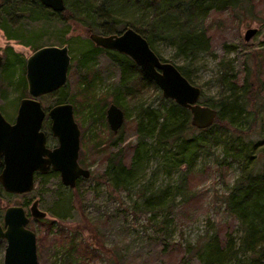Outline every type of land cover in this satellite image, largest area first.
I'll return each instance as SVG.
<instances>
[{"label": "rangeland", "instance_id": "rangeland-1", "mask_svg": "<svg viewBox=\"0 0 264 264\" xmlns=\"http://www.w3.org/2000/svg\"><path fill=\"white\" fill-rule=\"evenodd\" d=\"M64 3L66 10L57 19L30 23L27 27L31 31L26 34H31L32 43L38 48L47 45L68 47L71 60L66 85L58 90L60 94L42 95L38 100L47 110L57 103L58 95L63 97V102L73 99L70 103L80 128L79 160L81 166L90 171V176L78 179L74 188L64 186L58 174H51L36 176L34 188L29 193L10 194L2 189L0 221L7 206L22 205L27 212L33 200L39 201V207L47 216L41 220L31 219L28 227L39 239L40 264H201L196 248L192 247H197L212 232L219 231L238 244L239 224L226 211L223 196L239 175L241 161L228 156L229 164L219 166L215 159L223 155L222 143L211 148L201 147L190 170L183 166L170 168L164 164L161 152L151 151L143 169L126 188L115 189L103 179L106 157L110 153L122 150L126 163L131 157L137 140L138 105L161 111L166 99L158 88L137 82L135 86L139 91L122 100L124 122L114 136L105 111L113 103V88L120 76L119 66L110 55L118 54L100 52L94 60L95 104H86L90 94H81L79 87L84 70L79 68L77 59L90 45V32L115 33L127 27V23L139 25L137 19L144 12L128 8L115 18L101 13L92 15V20H85L79 18L87 8L81 2L64 0ZM240 6L213 12L206 18L210 49L199 51L192 61L177 54L172 45L162 42L153 45L156 53L184 68L192 83L202 89L201 103L214 104L229 94L219 81L223 71L221 61L228 63L240 80L247 77L250 67L252 71L248 80L253 84L258 83L254 73L264 72V68L261 69V62H264V0H243ZM249 28L256 29V32L246 41L244 35ZM33 44L8 39L0 28L2 68L7 65L12 69L10 78H6V71L0 69V111L10 122L15 118L23 87L21 67H24V75L25 59L35 50ZM259 78L262 79L261 74ZM256 93L257 98L249 104L246 114L254 121L251 124L241 121V124L244 133L247 127L250 129L247 139L261 141V147H264V89ZM27 96L26 87L23 97ZM49 125L46 116L42 129L47 134V146L53 147L56 140L50 135ZM226 130L231 129L221 130V138L228 133ZM185 175L188 176L187 182ZM162 191L166 195L160 205L151 206L146 202L150 193L156 195ZM71 243L76 248L65 250ZM4 247L5 242L0 241V264Z\"/></svg>", "mask_w": 264, "mask_h": 264}, {"label": "trees", "instance_id": "trees-1", "mask_svg": "<svg viewBox=\"0 0 264 264\" xmlns=\"http://www.w3.org/2000/svg\"><path fill=\"white\" fill-rule=\"evenodd\" d=\"M76 1L87 7L84 8L85 14L79 15V18L85 20H88L87 18L92 20V15L101 13L115 18L128 8H132L135 12H144V15L137 19L140 20L139 25L135 22L126 25L146 38L152 49L155 42L167 43L172 45L176 53L186 61L194 60L199 51L210 49V37L205 29L206 18L213 12L241 7L240 5L243 3V0ZM92 5L95 7L93 8ZM64 11L55 12L37 0H0V28L5 32L8 39H15L23 44L32 45L31 34H26L31 31V28L27 26L41 20L57 19V16H60ZM89 44L87 50L83 51L77 59L79 68L84 70L83 81L80 83L79 89L82 95L88 96L90 94L91 96V98L89 96V100L87 99L86 104H95L94 80L92 78L95 73L93 63L100 52L118 54L117 56L109 55L120 69L118 82L113 88V103L122 107V110H124L121 104L122 100L134 96L139 91V87L135 86L137 82L142 86L148 85L157 88L153 81L145 76L124 54L96 47L91 42ZM33 47L34 49L38 48L35 44ZM19 60L22 63L21 57ZM261 64L262 69L264 62ZM220 65L223 71L219 81L222 88L227 90L229 94L214 104L206 101L202 103L217 109V117L212 126L205 129L193 127L190 123L189 111L170 99L165 100L166 105L161 111L159 108L153 110L148 106L142 108L138 105L139 112L135 120L137 140L132 148L131 157L126 163L122 156V150L110 153L106 157L107 163L102 177L115 189L126 188L135 180L137 173L143 169L144 162L149 158L151 151L153 153L155 151L157 154L161 152L164 164L169 165L170 168L183 166L185 170H190L196 160L197 151L201 147L211 148L222 143L223 155L215 159L219 166L229 164L228 156L239 158L241 161L239 175L223 196L225 209L237 220L241 235L238 244H236L233 238L223 236L219 231L212 232L197 247L192 248H196L195 251L201 264H264V147H261L263 145L261 141L254 142L247 139L250 130L248 127L245 133L242 129L244 123L251 124L254 121V118L250 119L246 115L248 114L247 107L253 102V99L257 98L256 92L261 93L264 89H262L264 72L254 73L258 77V83L253 84L248 80V75L252 71L250 67L247 77L240 80L228 63L221 61ZM177 67L183 76L192 83L187 71L182 67ZM2 70L6 71V78L12 76V69L7 68V65ZM21 70L20 82H22L23 87L18 97L19 100L26 90L23 75L24 67H21ZM260 74L262 79L259 78ZM57 92L58 90L53 93L60 94ZM57 97H59L57 103L63 102L61 101L62 96L58 95ZM72 100L69 98L70 102ZM161 100L164 102L162 97ZM102 112H104V108H102ZM102 114L104 115V113ZM226 127L231 130H226L228 133L221 138L219 132L225 130ZM115 134L113 135L115 136ZM115 143L112 142V144ZM51 174L58 173L49 171L45 175L37 176L45 177ZM184 179L187 182L188 176L185 175ZM0 192H2L1 186ZM165 195V191L156 195L150 193L146 196V202L151 206H158ZM49 224L52 226L53 221ZM68 239L71 240L70 237ZM38 242L39 239L37 240L39 260L38 246L40 245ZM74 247L75 245L71 243L65 247V250L69 251ZM62 248L64 247L62 246ZM244 256L246 259L243 258Z\"/></svg>", "mask_w": 264, "mask_h": 264}, {"label": "water", "instance_id": "water-1", "mask_svg": "<svg viewBox=\"0 0 264 264\" xmlns=\"http://www.w3.org/2000/svg\"><path fill=\"white\" fill-rule=\"evenodd\" d=\"M37 1L55 12L65 10L64 0ZM255 32L256 29H247L244 40ZM88 39L96 47L127 56L153 81L163 98L189 111L193 127L205 129L213 125L217 109L200 102L202 89L189 82L175 64L163 60L139 32L127 26L119 33L90 32ZM70 60L67 45L41 46L25 59L28 96L19 100L12 122L0 111V186L6 193L31 192L36 176L49 171L57 172L61 183L69 188H74L78 179L90 176V171L79 163L80 128L73 105L61 102L45 110L38 100L66 85ZM2 64L0 55V69ZM46 116L50 135L56 140L53 147L47 146V134L42 129ZM105 117L110 130L117 133L124 122V111L110 103ZM46 216L37 199L30 203L27 212L22 205L5 208L0 221V241L5 242L2 264H39L36 233L28 224L31 219Z\"/></svg>", "mask_w": 264, "mask_h": 264}]
</instances>
